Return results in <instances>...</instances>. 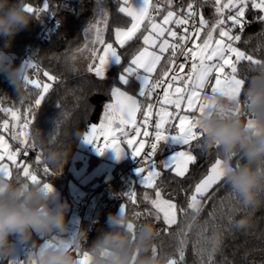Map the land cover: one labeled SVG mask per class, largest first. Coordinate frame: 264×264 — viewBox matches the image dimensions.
<instances>
[{
  "label": "trees",
  "instance_id": "16d2710c",
  "mask_svg": "<svg viewBox=\"0 0 264 264\" xmlns=\"http://www.w3.org/2000/svg\"><path fill=\"white\" fill-rule=\"evenodd\" d=\"M56 1L48 0L49 8L45 12L46 15L50 11L56 12L59 23L55 32L47 39L36 40L37 33L44 21L41 16H37L36 12L30 13L33 18L31 24L13 38L12 47L8 51L13 55L16 64L27 62L26 64L31 63L38 66L36 69L29 68V78L38 77L43 80L46 78L44 72L56 77L55 82H50L52 88L45 100L42 101L39 108L34 110L35 116L28 132L29 136L35 140L39 151L30 153L27 164L31 166L41 184L47 183L60 190L62 199L69 205L67 220L73 205V198L68 192L67 183L69 177L72 176L70 167L74 154L79 149V140L89 125L99 120L105 102L111 99L112 89L115 85L120 84L130 92L139 93L140 83L135 76L129 77V83L125 85L119 81V74L124 67L129 65L132 57L143 48L142 35L145 34V30L142 28L137 33V38L129 41L121 49L115 44V31L117 28L125 29L131 24V18L126 13L119 11L124 0H71V7H62L61 9L54 8ZM189 2L191 0H183L184 4ZM173 4L177 6L176 0H173ZM25 6H31L38 10L43 8V0H25ZM200 8L201 15L211 25L217 19L213 4H204ZM164 9L165 11L155 17L156 19H160L165 14L166 8ZM98 12H103L104 15L106 13V27L105 23L103 24L105 42H113L122 56L120 65H109L104 79L97 77L94 72H89L88 67L79 68L76 65L77 58L83 57L87 50L85 45L89 44L85 29L88 28ZM260 15L263 13L249 6L245 14L248 23L245 25L241 41L236 44L246 54L264 61V23L257 20ZM3 44V40H0V47H3ZM81 49L83 51H78ZM26 53L28 58L24 57ZM168 55L169 53L163 55L153 79L160 76L161 68L166 64ZM237 67L238 77L245 81L239 95L243 98L258 67L251 65L248 61H241ZM38 91L34 86L28 85L23 94H19L10 83L5 82V76L0 75V109H18L23 115L26 109L34 103ZM140 98L143 104L147 105L148 101H145L144 97L140 96ZM150 102H154V96ZM248 118L246 115L245 119ZM5 119L10 121L9 126L11 127L14 121L10 114L0 111V123H3ZM6 133L11 138V134ZM201 139L200 137V143ZM13 142L15 144L17 141ZM195 143L193 142V144ZM57 145H70L71 153L64 166L53 167L45 159V152L47 148ZM193 151L197 160L194 164L189 165L186 177H176L170 170L162 169L161 177L157 180L162 194L177 203L178 208L187 207V198L191 195L195 184L207 174L215 160L221 157L218 148H207L202 143ZM37 154H41V163L39 164L36 159ZM239 160L243 163L240 155L234 156L233 165H238ZM88 162V168L93 169L101 162V159L95 154H90ZM130 162L131 159H128L117 164L110 179L105 180L103 175L92 181L97 182L95 186L92 185L93 183L86 186L87 189L94 190L79 229V231L86 229L87 237L79 241L80 246L73 250L74 256L77 258L85 252L93 255L94 242L102 233L114 230L109 224L110 214L117 213L123 205L128 223L134 225L133 234L144 223H154L159 231V236L155 241L157 253L183 264L180 261V241L185 239L188 225L197 213L194 214L191 210L187 214L178 211L177 223L170 227L165 225L162 216L157 220L155 217L144 215L151 209V205L143 198L144 193L147 192L152 198H155V193L153 189L145 188L138 181L135 173L128 169ZM45 167L48 168L47 174L43 171ZM12 172L11 178L30 183L22 177V172L17 170L14 165ZM224 182L225 180L222 179L210 190L209 195ZM129 190H134L136 193L135 203L123 195ZM206 200L207 198L201 200V207ZM137 213H141V215L137 216ZM242 216H248L250 220L247 227L240 229L235 226V220ZM215 235L220 237V241L217 249L212 251L210 238ZM49 237H34L37 243L31 251L38 250L43 241ZM21 245L23 247L21 258L27 259L31 242L21 243ZM209 253H211L213 264H264V204L252 209L238 210V198L227 184L215 196L200 220L195 224L185 249V263L207 264ZM3 264L12 263L7 259Z\"/></svg>",
  "mask_w": 264,
  "mask_h": 264
},
{
  "label": "snow or ice",
  "instance_id": "6c2138e0",
  "mask_svg": "<svg viewBox=\"0 0 264 264\" xmlns=\"http://www.w3.org/2000/svg\"><path fill=\"white\" fill-rule=\"evenodd\" d=\"M127 2L128 0H125V3ZM162 2L168 7L162 21L157 23L155 15L165 11L161 7ZM208 3L213 4L217 19L208 28L206 35L199 44L195 41L200 37L201 31L208 27L209 22L198 12L196 0H191L186 7H181L179 11L172 9L173 0H156L155 3H153V0H140L139 5L134 8L120 7L119 11L126 13L132 20L129 28H117L115 31V43L121 49L129 41L137 38V33L141 31L142 26L147 33L142 35L144 45L142 50L134 55L129 65L124 67L119 74V81L122 84L127 85L131 76H135L140 81L139 96L144 97L145 101H148L143 111L144 119L142 123H137V112L144 108L141 101L136 99L135 96L122 92L119 88H113L112 97L115 102L105 105L104 116L99 125L100 129L108 131L112 137L111 141L109 142L108 136H105L106 144L101 145L99 143V137L96 135L97 125H92L90 130L83 136L84 141L94 144L98 152L103 153L111 149L120 158L128 153L118 143L123 138L128 148L132 149L131 156L137 158L140 157L147 141L140 140L139 147H133L135 136L142 134L143 137H149L151 135L150 151L144 154V164H141L137 170L142 175V185L147 189H153L155 193V198H152L147 192L144 193V200L151 205V209L146 211L144 215L155 217L157 220L162 216L165 225L169 227L177 223L178 211L185 214L189 210L194 214L199 213L201 200L213 198L212 195H209L210 190L218 185L224 177L222 160L216 159L207 174L195 184L191 195L187 198L186 208H178L177 203L163 198L157 185L161 172L157 170L155 162L149 161L157 154L158 150H161L162 145L169 142L177 144L181 146L182 150H175L171 156L161 161V165L164 169L174 173L176 177H186L189 172V165L194 164L197 160L193 150L195 147L201 146L197 116L190 114L202 113L211 96L207 94L201 95V93H206L210 86L212 94L223 92L230 96H239L245 81L238 78V64L241 61H248L251 65L264 68V61L255 59L252 55L246 54L236 46V43L241 41L245 25L248 23L245 19L246 10L251 6L252 9L264 13V0H228L227 3L223 4L221 0H200L201 7ZM48 8V0H43L42 9L37 10L28 6L27 11L29 13L36 12L37 16H39L41 11L46 12ZM225 9L229 10V14L226 17L224 16ZM197 17H199L198 21ZM226 20L231 22V27L225 26ZM257 20L264 23V15L258 16ZM100 22L97 21L95 24H90L85 29V32L95 31L94 39L91 43L93 45H101L102 53L96 47L88 49L87 44L85 49L91 52L93 60L88 66V71L94 72L97 77L104 79L109 65L113 63L120 65L122 56L117 48L113 46V43L105 42L102 34L104 29L99 27ZM103 22L106 27V13ZM171 25L182 29V34H178ZM237 28L239 33L234 34V30ZM217 29L219 38L214 39L213 32H216ZM189 42L192 44L191 47H188ZM78 51H83V49ZM165 53H169L166 64L161 68L160 76L153 79V73L156 72L157 66ZM178 56H183L185 63L177 64ZM188 61H191L190 67L186 73H183ZM28 65L34 69L38 68L35 64L28 63ZM140 70L143 71L144 75H140ZM170 71L174 72V74L165 81L164 78L168 77ZM44 76L49 81L55 82L56 80V77L48 72H44ZM213 79L215 83L212 82ZM26 81V87L32 85L39 91L34 103L26 109L23 115L18 109H0L6 114H10L12 121H14L10 127L9 121L5 119L0 124V131L9 132L12 140L17 141L19 144V147L13 150L12 145L8 143L5 136L0 134V172H7L9 177H12V170L7 163H4L5 159H7L17 170L22 172V177L25 180L32 183H40L31 166L19 158L21 154L27 156L29 150L37 147L35 140L29 136L28 129L35 116L34 110L41 106L42 101L45 100L46 95L52 88V84L42 83L36 79H29V77H26ZM160 87H163V96L156 95L160 110L156 113L155 132L150 134L146 130L153 115L152 109L154 105L150 101L156 89ZM169 107L177 110L176 115L179 123L176 125V134L168 133L166 128L173 116V113L168 111ZM181 111L185 114L181 115ZM234 111L239 112V109H234ZM129 125L135 133V136L131 139L128 138L129 132L126 131ZM141 128L145 129L143 133H141ZM117 133H119V136H117ZM193 142L196 143L193 144ZM36 159L38 164L41 163V154H37ZM43 171L47 174L48 168L45 167ZM145 172L147 173L146 175H144ZM44 186L51 190V185L45 183ZM123 195L132 203L136 202L134 190H129ZM121 210L124 211L123 205ZM136 215L140 216L141 213ZM127 228L133 231L134 225L128 223ZM71 240H74V238ZM51 242L53 241L45 243L40 248L41 254ZM183 245L184 240L182 239L179 249L180 261L184 258ZM153 251L156 252L157 250L154 248ZM90 262L91 257L88 253H84L83 261L79 262V264H90ZM12 264H15V262H12ZM32 264H37V260H33ZM169 264H179V262L175 259H169ZM207 264H213L211 253L208 254Z\"/></svg>",
  "mask_w": 264,
  "mask_h": 264
},
{
  "label": "clouds",
  "instance_id": "9594fccd",
  "mask_svg": "<svg viewBox=\"0 0 264 264\" xmlns=\"http://www.w3.org/2000/svg\"><path fill=\"white\" fill-rule=\"evenodd\" d=\"M32 20L25 0H0V40L4 42L0 47V75L19 94L26 89L30 67L25 62L16 64L8 49L13 38ZM237 108L239 112L234 111ZM197 120L201 143L220 151L223 179L238 198V210L264 204V68L258 67L243 98L223 92L211 94ZM70 153V145H57L46 149L45 159L53 167L64 166ZM236 155L243 163L234 166ZM54 200L58 196L52 186L50 190L44 184L13 179L7 172H0V264L13 256L17 241L31 242L29 255H36L37 264H79L73 250L87 237V230L82 229L74 240L69 239V205L53 204ZM249 220L250 217L242 216L235 220V226L243 229ZM109 224L114 230L102 233L94 242L92 264H169V258L153 251L159 236L154 223H144L133 234L127 228V216L120 210L110 214ZM37 236L55 238L42 254L40 249L31 251ZM210 239L211 250L215 251L220 237Z\"/></svg>",
  "mask_w": 264,
  "mask_h": 264
},
{
  "label": "rangeland",
  "instance_id": "374dc122",
  "mask_svg": "<svg viewBox=\"0 0 264 264\" xmlns=\"http://www.w3.org/2000/svg\"><path fill=\"white\" fill-rule=\"evenodd\" d=\"M227 2H228V0H221L222 4L223 3H227ZM122 6L129 8V6L130 7L132 6V4H131V2L129 0H128L127 3H125V0H124V3H123ZM228 14H229V10L225 9L224 10V16L226 17ZM263 15H264V13H263ZM104 16L105 15H104L103 12H98L96 17L94 18V20L91 22V24H95L97 21H101L100 24H99V27H101L103 29L104 28V25H103L104 24V22H103ZM156 21L158 22V20H156ZM225 26L226 27H231V22L226 20ZM236 33H239L238 32V28L234 30V34H236ZM87 34H88L87 40H89V44H90V45L89 44L87 45L88 49H91L92 47H96L98 44L97 45H93L91 43V41L94 39L95 31L92 30L90 32H87ZM213 37H214V39L216 37L218 38V29H217L216 32H213ZM36 40H37V36H36ZM107 43H110V42H107ZM197 44H199V42ZM236 46L239 47L237 44H236ZM240 50L243 51L242 48H240ZM101 53H102V51H101ZM27 55L28 54L26 53L24 57L28 58ZM76 65L79 68H85L87 66V59H84L83 57H78L77 60H76ZM226 71H228V69H226ZM29 79H36V80H39L42 83H50L51 82V81L48 80L47 77L44 78L43 80L38 78V77H32V78H29ZM212 82L215 83L214 79H213ZM114 88H119L122 92H126L128 95L135 96L136 99L141 101L139 93L135 94L133 92H130L129 90L125 89L124 86H122L120 84L115 85ZM204 94H207V95H211L212 94L210 86L208 87L206 93H201V95H204ZM162 96H163V94H162ZM114 102L115 101H114L113 97L111 96V99H109L107 102H105L104 108H103V111L101 113V116H100L99 120L97 122L91 123L89 125L88 129L84 132V134L82 135V137L79 140V149L75 152L74 157H73V162H72V165L70 167V170L72 172V176L69 177V180H68V183H67L68 184V192H69V194L71 196L73 195L74 197H77L78 195L80 196V195L86 194L88 191H94V190H91V189H87L83 185V183H82L83 181L82 180L84 179V177L86 175H88L90 172H92L93 169L96 168L97 166H102L103 165V167H105V166L107 167V169H106V171L104 173V178H105V180H108V179H110L113 176V172H114V169H115L117 164L132 158V156H131L132 149L128 148L127 144L124 142L123 139H120L118 141V143L120 144V147H122L128 153L125 154V156L122 157V158L118 157L117 154L115 153V151L111 150V149L106 150L103 153H100V152L97 151L96 146L94 144L87 143L83 139V136L90 130L91 126L92 125H97L96 135L99 137V143L101 145H105L106 144L105 136H108L109 142L111 141L112 137L109 135L108 131L106 129H100L99 125H100L101 120H102V118L104 116L105 105L109 104V103H114ZM141 103L143 104L142 101H141ZM143 105H144V108H141V110L139 112H137V123L138 124L142 123L143 119H144L143 111L145 110L147 105L146 104H143ZM168 111L172 112L173 116H172V119L169 121V123L166 125V128L168 130V133L176 134V131H177L176 125L179 123V120L177 119V115H176L177 114V110L176 109L173 110L172 107H169ZM152 112H153V109H152ZM180 114L183 115L185 113L183 111H181ZM190 115L198 116V112L197 113H191ZM152 120H153V115L150 118L149 125L147 126V129H146L147 131H149L148 127L150 126ZM144 130H145L144 128H141V133H143ZM126 131L129 132V137H128L129 139H131V138H133V136H135V133L132 132V127L130 125L126 128ZM154 132H155V129H154ZM117 136H119V133H117ZM140 140H145L146 141V138L143 137L142 134L140 136H135L133 147H137L138 148ZM17 144H18V142L15 143V145H17ZM145 147H146V144H145ZM145 147L143 148L141 153L144 151ZM161 147L165 149V152L162 154V156L160 158V161H162L164 159H167L169 156H171L173 154V152L175 150H182L181 146H178L177 144H174V143H171V142L166 143V144L162 145ZM90 154H95L96 156L100 157V159H101V162L97 166H95L93 169H89L88 168V165H89L88 158H89ZM219 159H221V157H219ZM139 168H140V166L134 168L132 171L135 173L138 181L141 183L142 182V175L139 174L138 171H137ZM162 169H164V168L162 167L161 164L159 166H157V170L158 171L161 172ZM146 174H144V175H146ZM92 181L93 180H91L90 183L91 184L93 183L92 185L95 186L97 184V182H92ZM90 183H88V184H90ZM162 196H163L164 199H169V198H166L163 194H162ZM169 200H171V199H169ZM64 202H66V201H64ZM69 215H70V221H68L69 232L67 233V236H68L69 239H72L78 233V226H79V223H80V221L82 219L78 215H77L78 216L77 217L75 214H69ZM54 240H55V238H51L50 240L49 239L44 240L43 243L38 248V250L45 243H47L49 241H53L54 242ZM38 250L32 251V252L36 253V252H38ZM28 256H30V255H28ZM31 256H36V255H31ZM35 258H37V257H35Z\"/></svg>",
  "mask_w": 264,
  "mask_h": 264
},
{
  "label": "built area",
  "instance_id": "2783aa9c",
  "mask_svg": "<svg viewBox=\"0 0 264 264\" xmlns=\"http://www.w3.org/2000/svg\"><path fill=\"white\" fill-rule=\"evenodd\" d=\"M156 0H153V3H155ZM176 4L177 6H174V10L179 11L181 7H186L187 4L183 3V0H176ZM196 4H197V10L198 12L201 14V8H200V0H196ZM165 4H163V2L161 3V7L163 8ZM174 5V4H173ZM72 6V2L71 0H57L54 4V8L56 9H61L62 7H71ZM42 9V8H39ZM38 9V10H39ZM158 14L155 15V17ZM39 16L42 17L44 23L41 27V29L38 31L37 33V40L41 41L44 39L49 38L56 30V27L59 23L57 17H56V12L54 11H50L47 15L45 12L41 11L39 13ZM199 17H197V21H198ZM173 28L178 32V34H182V29L180 28H176V26L174 25ZM192 44L191 42H189L188 47H191ZM177 64L180 63H185L184 57L183 56H178L177 60H176ZM190 63L191 61H188L186 63V66L183 70V73H186L190 67ZM173 68H175V66H173ZM181 73V74H183ZM174 74V72L170 71L168 74V77H165V81H167L172 75ZM5 82L9 83L8 80L5 77ZM159 94L162 97L163 94V87H160L156 90L155 94H154V102H153V120L150 124V126L148 127L149 133H154V129H155V121L157 119L156 113L160 110L159 109V103L157 102L156 99V95ZM2 124V123H0ZM133 132V129H132ZM146 138V147L144 149V151L141 153L140 157L137 158H131V162L130 165L128 167V169L133 170L134 168L141 166V164H144V154L150 151V147L149 144L151 142V135L149 137H145ZM123 139V138H121ZM19 147V144L15 145V148ZM39 149L36 147L35 149L29 150L28 155L27 156H23V154H21V157L19 158L20 160H23L24 162L27 163V159L30 155V153L33 152H37L38 153ZM165 152V149L161 147V150H158L157 154L152 157L151 161L149 162H155L157 166H159L161 164L160 158L162 156V154ZM146 167V164H145ZM120 173V172H119ZM146 174V172L144 173ZM94 191H88L86 194L84 195H78L77 197L73 198V205H72V209L71 212L75 215H78L79 217H81V219L86 215L87 210H88V206L89 203L93 197Z\"/></svg>",
  "mask_w": 264,
  "mask_h": 264
},
{
  "label": "crops",
  "instance_id": "0c3cea01",
  "mask_svg": "<svg viewBox=\"0 0 264 264\" xmlns=\"http://www.w3.org/2000/svg\"><path fill=\"white\" fill-rule=\"evenodd\" d=\"M130 2H131V4H132V6L130 7L129 6V8H134L135 6H138L139 5V3H140V0H129ZM164 8H166V10H167V5L165 4L164 6H163ZM172 9L174 10V5H172ZM165 14H166V12H165ZM164 14V15H165ZM131 18V17H130ZM156 19V18H155ZM162 19H163V16L160 18V19H156V20H158V22L157 23H159L160 21H162ZM131 23H132V20H131ZM131 26V24L129 25V27ZM174 25H171V27H173ZM210 26L211 25H208V27H206L205 29H203L202 31H201V33H200V37L199 38H197L196 39V43H201L202 42V40H203V38H204V36L206 35V32L208 31V28H210ZM128 28V27H127ZM127 28H125V29H127ZM143 28V26L141 27V29ZM145 34H147L146 32H145ZM217 36V35H216ZM219 38V37H218ZM217 37L215 38V39H218ZM143 41V40H142ZM111 43V42H110ZM113 43V42H112ZM116 44V43H115ZM113 45H114V43H113ZM116 45H118V44H116ZM100 45L98 44L97 46H96V48H98ZM119 46V45H118ZM114 47H116L115 45H114ZM143 47H144V45H143ZM142 50V49H141ZM151 50V49H150ZM136 55V54H135ZM164 55V54H163ZM134 57V56H133ZM132 57V58H133ZM83 58L84 59H87V66L86 67H88L89 66V64L91 63V60H92V56H91V52L89 51V53H88V51L86 50L85 51V53H84V55H83ZM131 61V60H130ZM158 67V66H157ZM140 75H144V73H143V71L142 70H140ZM136 78V77H135ZM153 78H154V73H153ZM138 80V79H137ZM139 81V80H138ZM139 83H140V81H139ZM166 86V85H165ZM158 89V88H157ZM154 96V95H153ZM152 96V97H153ZM173 110H174V108H173ZM0 134H2V135H4L5 136V139L8 141V143L10 144V145H12V148H13V150L15 149V144H14V142L11 140V138L9 137V135L6 133V132H3V131H0ZM91 148V147H90ZM4 163H7L8 165H9V167H10V169L12 170V164H11V162L10 161H7V159H5V161H4ZM106 169H107V167L105 166V167H103V165L102 166H97L96 168H94L93 169V171L92 172H90L88 175H86L85 177H84V179L82 180L83 182V185L86 187L87 185H88V183H90V181L91 180H94V179H96V178H98V177H101V176H103L104 175V173H105V171H106ZM54 188V191H55V194L58 196V200H54L53 201V204H55V203H58V202H64V200L62 199V197H61V193H60V190L59 189H57L56 187H53ZM72 198H74V196L72 195ZM70 214H73L72 212L70 213ZM77 216V215H76ZM78 217V216H77ZM68 221H70V215H68V218H67V222ZM80 224H81V221H80V223H79V226H78V232H79V229H80ZM51 238H54L53 236H50L49 238H47V239H51ZM13 239H16V237H13ZM22 253H23V247H22V245H21V243L19 242V241H17V243H16V246H15V251H14V253H13V256L11 257V258H9V260H10V262L12 263V262H15V264H32V261L33 260H36L37 258H35L36 256H29L27 259H23V258H21V255H22ZM85 253H88V252H85ZM88 255L91 257V262H90V264H92V258H93V255L92 254H90V253H88ZM83 258H84V254H82L81 256H78L77 257V259H78V261L79 262H81V261H83Z\"/></svg>",
  "mask_w": 264,
  "mask_h": 264
},
{
  "label": "water",
  "instance_id": "95a60500",
  "mask_svg": "<svg viewBox=\"0 0 264 264\" xmlns=\"http://www.w3.org/2000/svg\"><path fill=\"white\" fill-rule=\"evenodd\" d=\"M101 50V45L97 48ZM93 62V60H91V63ZM90 63V64H91ZM241 163V160H239V164ZM227 185V182L225 181L222 185H220L211 195H212V199H207L205 204L201 207V210L199 213H197L194 217L195 219H192V221L189 223L186 234H185V239H184V258L182 260L183 264L185 263V249L186 246L189 242L190 236L192 234L193 228L195 226V224L200 220V218L202 217V215L204 214V212L206 211V209L208 208L209 204L211 203V201L215 198V196L218 195V193Z\"/></svg>",
  "mask_w": 264,
  "mask_h": 264
}]
</instances>
